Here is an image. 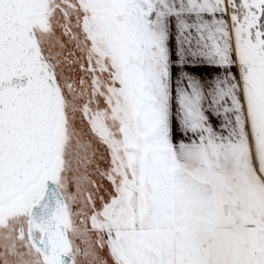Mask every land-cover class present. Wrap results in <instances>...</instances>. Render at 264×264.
<instances>
[{
  "label": "snow or ice",
  "instance_id": "obj_1",
  "mask_svg": "<svg viewBox=\"0 0 264 264\" xmlns=\"http://www.w3.org/2000/svg\"><path fill=\"white\" fill-rule=\"evenodd\" d=\"M0 264H264V0H0Z\"/></svg>",
  "mask_w": 264,
  "mask_h": 264
}]
</instances>
